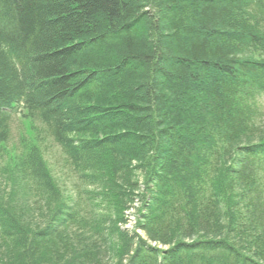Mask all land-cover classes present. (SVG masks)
I'll return each instance as SVG.
<instances>
[{
	"label": "trees",
	"instance_id": "trees-1",
	"mask_svg": "<svg viewBox=\"0 0 264 264\" xmlns=\"http://www.w3.org/2000/svg\"><path fill=\"white\" fill-rule=\"evenodd\" d=\"M1 22L0 264H210L233 247L227 262L264 264V143L231 160L264 126V0H0ZM37 76L55 113L23 115L34 137L11 143L7 106L42 104ZM91 95L112 108H81ZM49 139L59 172L40 149ZM133 171L159 187L137 209L146 240L118 227Z\"/></svg>",
	"mask_w": 264,
	"mask_h": 264
},
{
	"label": "bare ground",
	"instance_id": "bare-ground-1",
	"mask_svg": "<svg viewBox=\"0 0 264 264\" xmlns=\"http://www.w3.org/2000/svg\"><path fill=\"white\" fill-rule=\"evenodd\" d=\"M252 4V8L251 9H255V8H257V6H256V4H254V3H251ZM150 6V5H149ZM251 13H253V12H251ZM251 15V14H250ZM255 22H257L255 19H254V17H246V23L247 24H250V25H254V26H257V23H255ZM0 26H2V28H5V29H9L10 28V26H9V24L8 23H0ZM37 81V82H36ZM20 82H22V81H20ZM36 82V83H35ZM31 84V83H30ZM41 84H44V83H42L41 81H40V79H39V77L37 76V79L35 80L34 78H33V82H32V85H30L29 87H32V88H34L35 90H36V92H38L39 93V95H42L43 94V92H41L40 91V89H42L41 87H42V85ZM36 93L35 92H32V95H35ZM43 96L45 97L44 99L45 100H43V99H40V100H43L44 102L42 103V104H40V103H37V101L35 102V104L39 107H37V108H34L33 106H31V104H30V102L29 101H26V99H25V95H22V96H20L17 100H13V101H11L9 104L10 105H8L7 106V109H10L9 111H12V112H15V113H17V114H20V115H26V116H30V117H37L38 118V120H40V121H42V120H44V119H47V118H45L44 117V113H43V111L41 110V108L42 109H45V107L46 106H49L50 104H51V102H52V100L48 97V96H46L45 94H43ZM49 100V101H48ZM46 101V102H45ZM81 103L82 104H80V107L81 108H83V109H87V108H90V105H93V106H99V108H101V109H111L112 107H109V106H107L106 104H104L103 105V103L100 101H98V98L95 96V95H91L90 97H88V98H86V99H83V100H81ZM45 111H47L48 113H55V112H52V111H50V109L48 110L47 108L45 109ZM37 118H35V119H37ZM44 118V119H43ZM42 126V125H41ZM116 134L115 135H117V134H119V131H116L115 132ZM9 134V133H8ZM59 134V133H58ZM65 134H66V136H65V141H66V143L67 144H71V146H72V148H77V146H76V144H75V142L74 141H79L81 138H82V136L79 134V132H76V131H70V132H65ZM19 136H20V133H19V130H18V128H12V135H11V140L14 142L15 140L16 141H18V139H19ZM31 137H34V134L33 135H30ZM95 139V138H94ZM93 138L91 139H88V141H92V140H94ZM47 141H49V144L51 145V143L53 142L52 141V139H49V140H47ZM54 143V142H53ZM52 143V145H55V143L53 144ZM262 147H261V149H258V148H253V149H256L257 150V152L256 153H254V154H257V153H262V154H264V145H261ZM258 150H261V151H258ZM242 156V155H241ZM239 158H241V157H238V159ZM262 158H264V157H257V159H262ZM242 159V158H241ZM77 160H78V163L81 165V160H79L78 158H77ZM264 160V159H263ZM239 161V160H238ZM49 164V163H48ZM121 167H123L122 165H121ZM135 167H136V165H131V168H132V170H134L135 169ZM238 167V165L236 166V168ZM117 169H119V168H117ZM120 172V171H119ZM157 186V182H156V184H155V187ZM146 190H144V191H142L146 196H148V194H146V192H145ZM65 193H68L69 195H76V196H78V197H82L83 199H87V200H92L93 199V197L92 196H89L86 192H78V191H75L74 189H66L65 190ZM61 201H62V198L60 199ZM241 202V200L239 201V203ZM70 204H72V203H69L68 205H70ZM68 205H65V206H63V207H67ZM140 210H141V214L143 215V214H145L146 213V205H144V204H142V206H141V208H140ZM142 220L141 219H139V221H138V224H141L140 222H141ZM138 224H137V230L136 231H134L133 233H129L128 235H126V238L128 239V240H130L131 239V237H134V235L133 234H135V235H137V236H140L141 238H143L144 240H146L147 238H146V234H145V232H144V230L140 227V226H138ZM235 232H237V234H239L240 236H242L243 238H246V230L245 229H243V227H241V226H236V228H235ZM73 237V236H72ZM71 237V238H72ZM256 241V240H255ZM256 243H259V241H256ZM149 244H150V247L152 248V250H151V253L154 255V251L155 250H161V249H163V248H166V249H163V250H165V252H167V254H169V255H171V250H173V247H170V245H166V244H158V243H156V242H149ZM251 244H252V241H251ZM259 246H261V245H259ZM263 247V246H262ZM223 255L224 256H222L219 260H218V263L216 262V261H212L210 264H232V263H230L229 261L227 262L226 260H225V258L227 257V256H235V255H237V253H236V249L233 247V248H227L226 250H225V253H223ZM152 256V255H151Z\"/></svg>",
	"mask_w": 264,
	"mask_h": 264
},
{
	"label": "rangeland",
	"instance_id": "rangeland-1",
	"mask_svg": "<svg viewBox=\"0 0 264 264\" xmlns=\"http://www.w3.org/2000/svg\"><path fill=\"white\" fill-rule=\"evenodd\" d=\"M261 109L260 111L262 112V114L264 115V99L261 98ZM180 117V116H179ZM181 120L184 122H188L190 120L185 119L184 117H181ZM264 120V117H263ZM191 123V122H190ZM264 123V122H263ZM15 142H17L15 140ZM53 143V142H52ZM51 145L49 144V141H47V143H43L44 147H40L41 151H45L47 152V150H50L49 152H47L48 154H46V158L52 162H56L58 163L60 160L59 158H61V156H58L60 153L58 151H60V148L56 147L55 145ZM264 143V126L262 129H260L258 134H253V135H249L247 139H240L236 145H233V149H234V153L231 155V160L234 161L243 151L244 147H248L251 144H261ZM42 144V143H41ZM54 144V143H53ZM55 148H57V150H55ZM142 156H144L143 160L144 161H148L149 157H150V153L149 151H145V153H141L139 158L135 159L133 161V165H137L138 162L142 161ZM58 166H61V163L58 164ZM135 170V169H134ZM148 173H145L144 175H147ZM131 181L134 183L131 187L127 186V189L129 190L128 192L131 193L132 197H133V204L131 205L132 207L135 208H140V206H142V204L149 206L151 204V201L153 199L152 197V192L154 195H156V192L159 187H155V181L154 179L150 181V183H148V189L146 188L145 185V177L141 176L139 173H137L136 171H133L131 174ZM5 185V184H4ZM144 190L148 191V201L143 200V198L145 196H143V192ZM132 207L129 209V211H125V215H126V219H127V225H125L124 227L122 226H118L120 230L126 228V230L129 231H133L135 229V225H136V218L133 216V214H135V210L132 212ZM132 214V215H131ZM107 230V229H106ZM194 241V240H193ZM116 245V246H115ZM118 247V248H116ZM119 244L118 242H112L110 240V242H108V244H106L105 246V251H106V261L112 262V261H116L118 254H119ZM166 249V248H163ZM97 264H101V263H97Z\"/></svg>",
	"mask_w": 264,
	"mask_h": 264
}]
</instances>
